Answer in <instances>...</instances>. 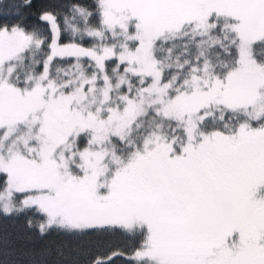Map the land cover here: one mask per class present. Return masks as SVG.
<instances>
[{"label":"snow or ice","instance_id":"snow-or-ice-1","mask_svg":"<svg viewBox=\"0 0 264 264\" xmlns=\"http://www.w3.org/2000/svg\"><path fill=\"white\" fill-rule=\"evenodd\" d=\"M0 216V264H264V0H0Z\"/></svg>","mask_w":264,"mask_h":264},{"label":"trees","instance_id":"trees-1","mask_svg":"<svg viewBox=\"0 0 264 264\" xmlns=\"http://www.w3.org/2000/svg\"><path fill=\"white\" fill-rule=\"evenodd\" d=\"M34 2L40 3L41 0H34ZM22 223V221H16L13 223L11 220L0 216V238H2L5 233H12L14 237L17 235H24L21 228ZM65 239V237L58 235L55 232L46 237H39L38 234H35L31 240L18 239L16 241V246L36 250L52 249V254L46 257L48 264H57V262L58 264H72L73 257L71 255H68L67 257H60L55 254L56 245L62 243ZM114 242L119 243L121 247L125 244L131 243L130 241H123L120 238H116ZM0 252H2V248H0ZM0 259H3L2 254H0ZM116 264H123V261L117 260Z\"/></svg>","mask_w":264,"mask_h":264}]
</instances>
